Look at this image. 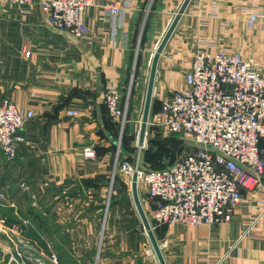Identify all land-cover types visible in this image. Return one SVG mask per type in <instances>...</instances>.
<instances>
[{
	"label": "crops",
	"instance_id": "1",
	"mask_svg": "<svg viewBox=\"0 0 264 264\" xmlns=\"http://www.w3.org/2000/svg\"><path fill=\"white\" fill-rule=\"evenodd\" d=\"M183 1L93 0L85 17L90 31L83 38L54 28L39 1L0 3V100L9 97L18 107L36 111L21 132L25 141L17 156L10 160L0 149V189L5 193L17 176L24 193L34 189L9 200L21 204V210L12 211L19 222L10 225L3 215L0 226L18 225L25 243L30 233L44 239L34 241L36 262L45 249L58 260L66 253L68 264H160L132 193L119 194L124 177L113 174L115 182L110 180L121 123L110 115L104 90L115 86L125 94L131 87L135 92L125 126L134 134L154 53ZM110 3L127 4L115 39L107 20ZM254 9L263 11L264 0H192L160 58L154 99L162 101L185 86L203 38L264 63V31L246 24ZM88 147L96 149V159L84 155ZM261 147L264 155V141ZM263 201L264 174L244 190L231 221L157 225L166 263L264 264ZM143 204L147 212L152 209L148 200Z\"/></svg>",
	"mask_w": 264,
	"mask_h": 264
},
{
	"label": "built area",
	"instance_id": "2",
	"mask_svg": "<svg viewBox=\"0 0 264 264\" xmlns=\"http://www.w3.org/2000/svg\"><path fill=\"white\" fill-rule=\"evenodd\" d=\"M37 1L54 28L69 31L77 38L89 33L85 17L93 0L0 3L29 6ZM126 7L119 3L107 6L112 39ZM246 24L264 31V10H250ZM185 82L161 101L159 109H151L147 134L150 128L191 134L197 148L164 168L146 169L129 163L122 167L130 179L137 174L139 188L142 183L146 186L154 229L163 224L199 226L231 221L244 190L259 183L264 174V63L227 51L214 39L203 38ZM104 101L110 115L125 126L130 94L124 101L118 88L107 86ZM68 113L75 115L76 111L70 109ZM35 116L34 109L20 108L9 97L0 100V149L6 158L17 156L19 144L25 141L21 132ZM84 155L96 159V149L88 147ZM11 231L19 232V226H12ZM52 257L57 263V255ZM37 260L41 262V258Z\"/></svg>",
	"mask_w": 264,
	"mask_h": 264
},
{
	"label": "rangeland",
	"instance_id": "3",
	"mask_svg": "<svg viewBox=\"0 0 264 264\" xmlns=\"http://www.w3.org/2000/svg\"><path fill=\"white\" fill-rule=\"evenodd\" d=\"M133 69H137V64L138 60H134L133 63ZM136 71V70H135ZM137 75L134 77V80L137 79ZM148 80V79H147ZM137 81V80H136ZM147 83V81H146ZM130 94H135V92H132V89L130 87L129 91L125 94H123V100L127 101V98ZM145 95H146V86L144 85L143 93L141 94L140 98L141 100L139 101V111H138V120L141 123V118L143 114V109H144V103H145ZM131 100V99H130ZM154 101V99H153ZM153 105V104H152ZM140 123H137V129L134 134L129 135L127 132V127L122 126L120 127V138L118 139V150L116 151L115 155V161L114 164L112 165L113 168L112 174H116L117 177H124V182H122V189L119 191L120 195H131V179L129 176H125L123 173V165L125 163L133 164L135 163V152L138 147V134L140 130ZM128 126V124H127ZM127 131V132H126ZM125 145L126 147V152L123 148ZM197 148L194 138L191 134L187 133H171L163 129H154L150 128L148 134L146 135V141L144 146L141 148L143 151V159L141 162V166H143L146 169H156V167H167L171 164H173L175 161L178 159L182 158L189 152L194 151ZM140 153L138 154V157L136 159V162L139 161L140 158ZM136 165V164H135ZM115 175V177H116ZM114 176V175H113ZM111 177L110 180L115 182V179ZM20 178L21 176H17L11 183H10V188H7V191L4 193L0 189V217L5 215L8 217H14V214L12 211L18 212L21 210V204H13L10 203L9 200L15 195L16 197H22V195H32L34 194V189L29 190L27 192H23L22 188L20 186ZM112 185V183H111ZM140 195L142 198V201L145 202L147 205V194H146V186L142 183L140 185ZM108 195V192H107ZM24 203V202H23ZM12 205H15V207H12ZM106 214V213H105ZM150 214V219L152 220L153 215L152 214V209H149L148 207V216ZM104 216V215H103ZM2 218V217H1ZM30 244L32 245L31 247L28 245V242L25 243L24 241H21L22 236L19 235L18 232H13L11 230L7 229H1L0 226V264H8L9 258L11 261V264H24L23 261H29L30 263L34 264L36 257L35 255V250H34V241L37 240L39 243L45 242L43 239L40 241L37 237L35 236H29ZM49 238V237H48ZM49 242V241H48ZM27 244V246H26ZM49 244H51L49 242ZM41 245V244H40ZM44 248V247H43ZM56 253H52L51 251L45 249L40 252L37 257L41 258V262H37L38 264H56L54 261L52 255ZM50 255V257H49ZM63 257H59V262L58 264H61V260L63 261L62 264H68V260L66 258V253H60ZM48 257V258H47ZM51 259H53L54 262H51ZM58 259V257H57Z\"/></svg>",
	"mask_w": 264,
	"mask_h": 264
},
{
	"label": "water",
	"instance_id": "4",
	"mask_svg": "<svg viewBox=\"0 0 264 264\" xmlns=\"http://www.w3.org/2000/svg\"><path fill=\"white\" fill-rule=\"evenodd\" d=\"M192 0H184L182 5L180 6L177 14L175 15L171 25L167 29L163 39L161 40L160 44L158 45L153 59L151 63V68H150V75H149V80H148V85H147V90H146V95H145V103H144V109H143V114L141 118V123H140V130L138 134V147L139 149L136 150L134 158H135V163L134 164H141L142 159H143V151L141 148L144 146L145 141H146V135H147V129H148V121H149V116L151 113L152 109V104H153V99H154V90H155V82H156V74H157V69H158V64L160 61V58L164 52V49L170 40L171 36L173 35L176 27L178 26L179 21L181 20L183 14L186 12L190 2ZM140 153V158L138 162H136V159L138 157V154ZM131 193L133 197V201L135 204V207L140 215L141 221L144 225V229L147 232L150 242L152 244V247L156 253V256L158 258V261L160 264H167L166 259L164 257V253L161 248V244L158 240V237L156 236L155 229L152 225V222L148 216V213L144 207L141 195H140V189H139V183H138V176L135 173L132 176L131 179Z\"/></svg>",
	"mask_w": 264,
	"mask_h": 264
},
{
	"label": "trees",
	"instance_id": "5",
	"mask_svg": "<svg viewBox=\"0 0 264 264\" xmlns=\"http://www.w3.org/2000/svg\"><path fill=\"white\" fill-rule=\"evenodd\" d=\"M160 104H161V101H159L157 99H154L153 105H152V111H156L157 109H159ZM263 141H264V139H262V141H261V146H262V142ZM161 167H156V169H160ZM117 178H119V177L116 176L115 179H117ZM18 222H19L18 220L13 219L12 217H7V223L10 224V225H12L13 223H18ZM156 230H157V228H156ZM31 236H35V235L33 233H30V237ZM35 237L39 238L38 236H35Z\"/></svg>",
	"mask_w": 264,
	"mask_h": 264
}]
</instances>
